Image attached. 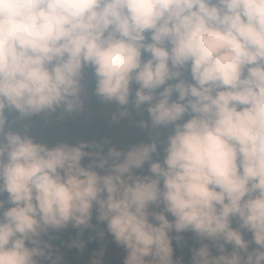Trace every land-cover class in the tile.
Returning a JSON list of instances; mask_svg holds the SVG:
<instances>
[{"label": "clouds", "instance_id": "1", "mask_svg": "<svg viewBox=\"0 0 264 264\" xmlns=\"http://www.w3.org/2000/svg\"><path fill=\"white\" fill-rule=\"evenodd\" d=\"M85 69L118 106L98 121L127 123L131 104L166 139L105 151L6 131V109L81 112ZM94 208L125 264H174L185 232L191 264H264V0H0V264H58L43 237L91 227Z\"/></svg>", "mask_w": 264, "mask_h": 264}, {"label": "trees", "instance_id": "2", "mask_svg": "<svg viewBox=\"0 0 264 264\" xmlns=\"http://www.w3.org/2000/svg\"><path fill=\"white\" fill-rule=\"evenodd\" d=\"M84 83V91L82 94V99L84 100V110H99L103 104L98 97L94 94L95 88V78L92 74L91 69H85V79ZM136 85H133V92L135 91ZM129 115L124 117V121L127 123L132 122L133 124L139 125V120L136 118V109L130 104L128 106ZM6 131L11 130L15 132H19L21 134L27 132L28 135L33 137L37 142H43L49 145L50 147L55 146L59 142H69L73 144H77L79 142H89L96 144H103L104 150L106 151L109 147H117L114 142V138H116V133L118 134L120 128L116 127L115 124L106 121L100 120L98 121L97 126L88 125L84 123V121L80 118V113H73L71 115L67 113H63L61 110H57L54 113H43L40 115H35L29 118H21L19 113L15 111L9 112L6 109ZM147 112H143L142 120H147ZM96 123V122H95ZM94 123V125H95ZM94 127V128H93ZM133 133L135 127H132ZM147 133H140L136 136H133L125 143H120L122 145L119 147V150L127 151L134 145L140 143H148L151 141L152 137L159 129H145ZM159 135V139L162 141ZM161 149V148H160ZM89 149H86L88 151ZM153 159H163V149L160 150L159 156L154 155ZM85 164L88 163V160L85 159ZM144 170L147 171L148 174V165L144 167L142 170H137L140 175H144ZM6 195V194H5ZM8 207V205H6ZM97 212L95 208L93 209V217L91 223H96L100 228L106 227L105 224L98 222L96 219ZM235 226V223H234ZM74 235L70 236H61L57 237L56 231L50 230L47 235L43 237V239L52 245L53 250V259L57 258L58 252L66 251L67 254H75L79 250L80 246L84 243L85 236L88 232L85 229L81 230L73 227ZM96 233L100 236V239H96L100 244H104L110 240V237H102V230L95 229ZM86 232L85 234H83ZM81 233V234H80ZM96 233L93 235L96 236ZM80 234V235H78ZM191 232H185L181 234L170 233L172 239V248L173 255L176 263H184L191 264L192 257V249L200 246V241L197 239H193L190 237ZM184 237V241H178L176 237ZM246 239H251V234H247ZM180 240V239H179ZM74 241L79 242L80 246H77ZM255 247V245H252ZM229 251H231V247L229 246ZM213 254H217L216 250L213 249ZM105 262L109 264H118L117 261H114L110 258H103ZM41 264H51V261L42 260ZM58 264H63L61 258H59Z\"/></svg>", "mask_w": 264, "mask_h": 264}, {"label": "rangeland", "instance_id": "3", "mask_svg": "<svg viewBox=\"0 0 264 264\" xmlns=\"http://www.w3.org/2000/svg\"><path fill=\"white\" fill-rule=\"evenodd\" d=\"M117 111H118V106L116 104L103 103V105L101 106L99 110L89 111V110L83 109L79 113L84 123L88 125H93L95 127L97 126L99 119H112V116L116 114ZM142 115L143 113H140L136 110V118H138L139 120H142ZM132 127H135L134 133H133ZM118 128H120V131L118 134L116 133V138H114V142L116 143L117 145L116 148L118 150H119V147L122 146V145H119L120 143H125L130 138L140 133H144V132L147 133L145 130L146 128H141L139 125L133 124L132 122L124 123ZM169 131L170 129H159L157 131L159 132V135L161 136L160 138L162 139V141L166 139V136L168 135ZM157 132L155 131V134ZM161 149H163V146H161ZM146 165L147 164H145V166ZM143 174L144 175L147 174V171L144 170ZM150 210H152L151 207H150ZM156 210L159 211L161 209H156ZM84 229L86 232H88V234L85 236L84 243L80 246L79 250L77 251L78 255L69 254V253L67 254L66 251L57 253V257L61 258L63 264H94L96 262H103L104 264H107L105 262V259L104 260L100 259L101 257L111 258L112 260L117 261L118 264H125V259L127 257V250L123 246H119L117 243H115L111 234L107 232L106 227L100 228L98 224L91 223V227L84 228ZM95 229L102 230V237L104 238L110 237V240L108 243H106V245L103 246L102 244L96 241V239H99V240L101 239H100V236L96 233ZM86 232H84L83 234H85ZM55 233L58 239L61 236L72 237L74 235L73 226L69 225L67 228L56 231ZM94 233H96V236L93 235ZM190 237H192L193 239H196L193 233L190 234ZM183 238L184 237H180L179 241H184ZM172 239L174 238L172 237ZM89 251H93L94 253H97L98 254L97 258L93 259L90 256L92 253H90ZM92 256H95V255L92 254ZM172 259H173V262L176 263L174 255L172 256ZM179 264H184V263H179Z\"/></svg>", "mask_w": 264, "mask_h": 264}, {"label": "bare ground", "instance_id": "4", "mask_svg": "<svg viewBox=\"0 0 264 264\" xmlns=\"http://www.w3.org/2000/svg\"><path fill=\"white\" fill-rule=\"evenodd\" d=\"M80 118H81V116H80Z\"/></svg>", "mask_w": 264, "mask_h": 264}]
</instances>
